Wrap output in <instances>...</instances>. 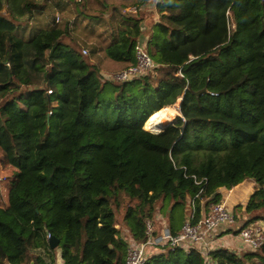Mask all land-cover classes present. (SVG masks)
<instances>
[{"label": "trees", "instance_id": "trees-1", "mask_svg": "<svg viewBox=\"0 0 264 264\" xmlns=\"http://www.w3.org/2000/svg\"><path fill=\"white\" fill-rule=\"evenodd\" d=\"M131 5L136 12L129 16L113 6L100 10L104 20H117L115 28L106 23L111 34L103 53L123 69L134 65L146 14L138 15L154 6L158 22L144 46L156 67L114 84L102 83L97 67L63 41L85 20L93 31L101 19L91 22L87 0H0L6 14L0 15V151L15 169L0 207V264H56L58 252L62 264H126L129 247L149 240L145 221L160 226L158 202L162 210L171 206L164 223L177 235L185 219L176 223L171 214L177 206L189 214L188 200L198 191L191 175L207 178L205 204L221 201V188L256 184L246 219L237 218L241 225L213 234L237 235L264 223V0ZM57 11L69 19L57 25ZM44 13L43 27L28 39L18 34ZM107 84L113 91L103 98ZM11 92L19 94L8 99ZM177 100L181 116L174 122L157 134L143 128ZM119 196L127 197L122 220L132 243L117 228L112 203L119 208ZM196 208L194 223L202 217L199 200ZM47 235L59 241L56 248ZM188 245L165 246L144 264H205L202 243ZM207 256L215 264H264V243Z\"/></svg>", "mask_w": 264, "mask_h": 264}, {"label": "rangeland", "instance_id": "rangeland-1", "mask_svg": "<svg viewBox=\"0 0 264 264\" xmlns=\"http://www.w3.org/2000/svg\"><path fill=\"white\" fill-rule=\"evenodd\" d=\"M102 1H104V0H87L88 6L90 7V9L88 11H89L90 14H92L95 17V19L91 20V22H93V23H95L96 16L97 17H101L100 10L103 11V10L108 9L110 6H113V7L116 8V10H117V12L119 14H121L123 16H124V14H127L126 16H129L128 9L132 8V6H133V5H131L132 4V0H106L105 3H103ZM112 2H114L115 4H113ZM102 4H108V7L102 8ZM69 7H70V9H73V6L71 4L69 5ZM142 7H144L145 10L144 11L141 10L142 12H140L138 16L142 17L143 14H146V16L142 17L145 20V21L143 20V24L144 25H142L143 29H144V33H143V38H144L143 39V43L144 44L141 43L143 45H146V43L148 41V37L151 34L153 26L158 22V15H157V12H156V9H155L154 6L146 7L144 5ZM108 11H109V9H108ZM0 15L1 16H5L6 15L5 11H2L0 13ZM43 15H44L43 17H40V16L36 17V19L33 20V24L31 25V27L24 28L23 30L19 28L18 29V34L21 35L23 38L28 39L30 37V35H31V31L34 28L36 30H38L39 28L43 27L44 22H45L43 20H47L46 19L47 18V13H44ZM103 15H104V17L107 18L108 14H107V12H105V13H103ZM55 16H59V23L57 25L61 24L64 19H69V16H67V14H63V13H60L58 11L56 12ZM89 21L90 20H88V21L85 20L83 22V23H86L85 25H82V26L77 25L74 28V31L70 30L69 37H67V36L64 37L63 41L65 43H67V42L74 43L73 47L80 54H81L83 49L88 52L87 55L80 56V58L87 60L91 64H95V66L97 67V69L99 71L100 80L102 82V79H104L102 77L103 75H108L110 73H115V72L120 71L119 69H121L120 63L114 62L111 59L107 58L105 56V54L103 53V50H102L104 48V45L109 43L108 42L109 38H110L109 34H111V31L106 26V23L107 22L112 23L113 27H114L115 24L117 23V20L115 19V17L114 18L112 17L110 19H107V21H106V20L103 19V17H101V19H99V21L96 22L97 25L95 24L96 26H95V29L93 31L91 30L92 29L91 25L90 24L88 25ZM50 22H52V21H50ZM72 26H73V23L71 21L70 28ZM96 34H99V37H100L99 39L100 40L96 39ZM93 48L98 50L99 52H97L96 54L93 55L91 53ZM178 74L181 75L180 72ZM102 83H104V82H102ZM114 84H116V83H114ZM22 90H25V88L22 89ZM112 91H113V84H107V85L104 86L103 95H101V96L103 98H106L107 96H109L111 94ZM17 93L18 92H11V93L8 94L7 98L9 99V98L13 97L14 95H16ZM180 101L181 100H177V102L174 105L170 106L173 109H175L176 114L173 116V118H171V120L169 122H174L177 116H181L180 112H179ZM160 127H162V128L159 131L156 130V131L152 132V131L148 130V132L153 133V134L160 133L163 130V128L165 127V124L163 126H160ZM12 171L14 172L15 169L10 167L6 163L3 153L0 151V207L1 208H4L6 206V204H7V198H6L7 180H8L9 177H11L13 175ZM242 196H243V193H240L237 199H241ZM117 200H118L117 203H119V208H115V204L114 203H112V206H113V208L115 210L116 217H117V224H118L117 228H118V231H119V235H120V237L122 239H125L126 242H131L132 243L133 241L131 239V234L129 233L127 227L125 226V224H124V222L122 220L123 219V214H124L123 206L126 204L127 197L126 196L125 197L124 196H119ZM244 203L245 202H240L239 205H236L235 201L231 200V201L228 202V206H229V209L232 211V213L237 216V215L244 214V206H245ZM158 206H160V202H158L156 204V208L158 209V211L156 213L157 215H155L154 218H157L158 223H159L158 225H160V226L158 227V226L154 225L153 226L154 229L155 228L159 229L163 225H165V223H164V219L166 217L165 216V212L167 213L171 209V206L169 204H167V203H165V206H164L166 208L165 210H162L161 209L162 207L158 208ZM171 217L177 223L179 221H182V219H187L188 212L186 211V213H185L184 209L181 206H177V207H175L173 209ZM152 222L154 224L155 223V219ZM183 224H182V226H183ZM162 234H164V233H162ZM162 234H161V236H162ZM159 237H157V238H159ZM224 244L226 245V247L232 248L231 244H229L227 242H224ZM163 247H160L155 253L156 254L160 253ZM148 250H149V248H146V251H148ZM189 250H190V247L186 248L187 253L189 252ZM240 252H244V251L241 250ZM59 255H60V253H59ZM56 256H57V259H58V253L56 254ZM208 259H209V261L212 264H215L210 257H208ZM57 262H58V260H57Z\"/></svg>", "mask_w": 264, "mask_h": 264}, {"label": "built area", "instance_id": "built-area-1", "mask_svg": "<svg viewBox=\"0 0 264 264\" xmlns=\"http://www.w3.org/2000/svg\"><path fill=\"white\" fill-rule=\"evenodd\" d=\"M148 2L151 5L158 2V0H148ZM128 11L130 13H135L136 8H129ZM227 14H229V12ZM56 21H59L58 17ZM82 54L87 55L88 52L83 49ZM135 57L136 63L134 65H131L115 73L103 75L102 77L104 79H102V82H128L147 75L156 67L155 63L146 52L145 46L142 44L136 48ZM50 93L51 91H48V94ZM189 177L193 180L195 186L198 187V191L188 200L189 214L180 232L176 236H171L168 230H164V234L157 238L153 235V224L148 220L145 221L146 233L149 235V240L145 244H133L131 247H129L126 256V264H144L147 258L154 254L160 247L167 246L171 249H174L179 244L184 243L185 245L202 243L203 248L201 247V251L205 257V264H212L208 259V252H205L207 238L212 236L214 231L220 226H234L238 222V217L227 208L225 202L223 201L216 203L209 202L208 204H205L206 201L201 200L200 198L204 192V187L207 184V178L198 179L195 175H191ZM197 200H199L201 203H204V205H206V209L204 210V213H202L200 220L194 223L197 215ZM263 231V223L252 222L240 230L237 235L245 247L247 246L250 249L256 250L264 243ZM49 238L50 235H47V239ZM146 248H151V251L147 252ZM56 264H59V262Z\"/></svg>", "mask_w": 264, "mask_h": 264}, {"label": "crops", "instance_id": "crops-1", "mask_svg": "<svg viewBox=\"0 0 264 264\" xmlns=\"http://www.w3.org/2000/svg\"><path fill=\"white\" fill-rule=\"evenodd\" d=\"M141 43H143V39H142ZM120 65H121V69H119V70H122L123 66H122V64H120ZM255 187H256V184L254 183V181L249 179V180H245L244 182H242L238 186H236V187H234V188H232L231 190H228V191L223 189V188H221L219 190L221 192V194H222V200L221 201L225 202V204H226L228 209H229L228 202L231 201V200L235 201L236 205H239L240 202H245L244 204H246V202L249 199V196L252 194V192L255 189ZM240 193H243V196H242L241 199H237ZM203 205H204V203H201V214L204 213V210H203L204 206ZM237 217L241 218V219H246L247 214L245 213V215L244 214L237 215ZM238 225H241V223L238 222ZM181 228L178 230V233L180 232ZM164 230H168V228H166L165 225H163L161 228L155 230L156 232H155L154 236L155 237L161 236V234L164 232ZM224 242H227V243L231 244L232 248L226 247ZM201 247L203 248V246H201ZM219 248H226V249H228L230 251H233L236 254H240L241 250L245 251V249H246V247L241 242L239 236L235 235V234H232V233L231 234L230 233L229 234H223V235L213 234L212 236H210L207 239V246L205 248V252H209L210 250L219 249ZM57 260H58L59 264L63 263V261L60 258L59 252H58V259Z\"/></svg>", "mask_w": 264, "mask_h": 264}, {"label": "bare ground", "instance_id": "bare-ground-1", "mask_svg": "<svg viewBox=\"0 0 264 264\" xmlns=\"http://www.w3.org/2000/svg\"><path fill=\"white\" fill-rule=\"evenodd\" d=\"M176 114L175 109L172 107H165L160 111L152 114L144 123V129L149 131L160 130L166 122H169L171 118Z\"/></svg>", "mask_w": 264, "mask_h": 264}, {"label": "water", "instance_id": "water-1", "mask_svg": "<svg viewBox=\"0 0 264 264\" xmlns=\"http://www.w3.org/2000/svg\"><path fill=\"white\" fill-rule=\"evenodd\" d=\"M169 123L170 122H166L165 123V126L167 124H169ZM58 243H59V241L57 239L53 238V237H50L49 240H48V244H49V246H50L51 249L56 248L58 246Z\"/></svg>", "mask_w": 264, "mask_h": 264}]
</instances>
